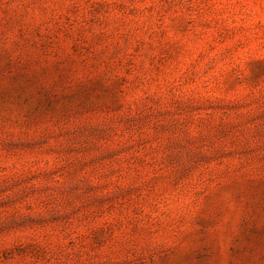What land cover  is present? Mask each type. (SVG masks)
<instances>
[{
	"label": "rangeland",
	"instance_id": "374dc122",
	"mask_svg": "<svg viewBox=\"0 0 264 264\" xmlns=\"http://www.w3.org/2000/svg\"><path fill=\"white\" fill-rule=\"evenodd\" d=\"M0 264H264V0H0Z\"/></svg>",
	"mask_w": 264,
	"mask_h": 264
}]
</instances>
